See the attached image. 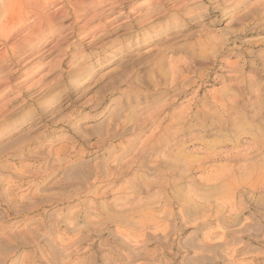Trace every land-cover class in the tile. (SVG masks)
Here are the masks:
<instances>
[{
    "label": "rangeland",
    "instance_id": "obj_1",
    "mask_svg": "<svg viewBox=\"0 0 264 264\" xmlns=\"http://www.w3.org/2000/svg\"><path fill=\"white\" fill-rule=\"evenodd\" d=\"M34 2L18 0L11 18L23 24ZM72 3L68 19L57 12L28 62L0 84V116L9 114L0 124V232L31 233L12 264H259L264 30L225 42L232 28L209 7L181 23L171 47L126 49L108 63L138 28L128 7L81 29L107 0ZM5 18L0 9V23ZM69 24L70 33L61 30ZM23 29L7 44L5 30L0 52ZM88 63L93 70L81 72ZM9 67L0 64V73ZM129 94L147 105L143 117L118 130L113 119L109 128L103 117L115 116ZM31 107L34 117L25 115ZM49 148L76 162L34 174L51 166ZM41 183L42 193L56 195L33 196ZM27 197L34 207L20 211Z\"/></svg>",
    "mask_w": 264,
    "mask_h": 264
},
{
    "label": "clouds",
    "instance_id": "obj_2",
    "mask_svg": "<svg viewBox=\"0 0 264 264\" xmlns=\"http://www.w3.org/2000/svg\"><path fill=\"white\" fill-rule=\"evenodd\" d=\"M14 5L10 0H0V9L5 13L11 10ZM29 12L24 21L23 35L14 40L11 46L5 47L3 52H0V64L9 65V70L6 73H0V84H7L8 78L13 75L18 69L17 65L21 62L27 63L28 49L35 46L38 37L45 31L51 29L52 16L60 12L63 19L67 20L69 13L74 12V5L72 0H35L34 3L27 5ZM128 7L126 15L136 21L138 28L133 31L129 29V35L125 36L124 42L113 49L109 56L111 59L108 63L114 61H121L126 49H134L148 44H162L171 47L172 43L176 42L173 32L178 30L181 23L191 16L199 13L207 14L208 8L211 7L214 13H218L222 20H227L228 25L231 26L232 31L223 36L225 42L228 41L230 35L238 34L242 31L264 30V0H207L205 6L204 0H107L106 4H101L100 10L93 9V14L80 24L83 29L93 21H103L114 12L124 15V9ZM63 10V11H61ZM195 10V11H194ZM227 27V26H226ZM66 33H70L72 25L69 24L66 29H61ZM95 38V37H93ZM183 39V37H180ZM7 44L5 40L2 42ZM35 57H32L34 59ZM93 65L88 63L80 68V71H91ZM99 70V69H96ZM118 71V70H117ZM131 75V74H129ZM69 83H72L70 80ZM73 89L66 88L65 93L71 92ZM118 113L109 118V114L103 117V122L109 127H113V119H118L119 123L115 126L119 128L131 124L135 120L143 117L144 111L147 110V105L143 99L135 94L123 96L117 102ZM36 107H31L26 110V116H35ZM9 114L4 113L0 116V124H7L6 117ZM59 123V121H57ZM91 127V125H89ZM23 135V132H21ZM37 137L31 136L30 139H24L16 147H21L23 144L31 143ZM43 145L37 148L31 155H37ZM261 155L259 163L264 168V134H261ZM6 155L0 153V158ZM48 156L55 159L52 160L51 166H45L42 169L34 170V174H49L55 175L61 167H68L74 164L70 154H57L54 149H48ZM31 168L32 165H26ZM44 185L37 184L36 191L33 196L41 195H56V193H42L40 190ZM67 197L73 195L72 192L66 194ZM35 201L32 197L21 198L18 202V209L20 211L31 210L34 207ZM31 233H25L20 229L4 228L0 232V264H12L11 257L15 256L17 248L23 244L28 243V237ZM259 255L264 257V248L259 251ZM259 264H264L261 260Z\"/></svg>",
    "mask_w": 264,
    "mask_h": 264
},
{
    "label": "bare ground",
    "instance_id": "obj_3",
    "mask_svg": "<svg viewBox=\"0 0 264 264\" xmlns=\"http://www.w3.org/2000/svg\"><path fill=\"white\" fill-rule=\"evenodd\" d=\"M17 1L18 0H10V2L12 3V4H14V3H17ZM18 10V9H17ZM17 10H15V7H13L11 10H9L7 13H6V18H5V20L2 22V23H0V37H4V33H5V30L7 31V30H9V34H6L5 35V39L4 40H6L7 41V43L8 42H10V41H12L13 40V38H14V36H15V34L17 33V31H19L20 30V28L22 27V26H24L23 24H22V22L20 23V22H18V20L17 19H14V18H11V17H13V16H18V11ZM75 10V9H74ZM25 11V10H24ZM60 13V12H59ZM27 13H26V17H27ZM52 17H54V15L52 16ZM24 19V18H23ZM21 21V20H20ZM17 25V26H16ZM10 44V43H9ZM3 46V45H2ZM10 46V45H9Z\"/></svg>",
    "mask_w": 264,
    "mask_h": 264
}]
</instances>
